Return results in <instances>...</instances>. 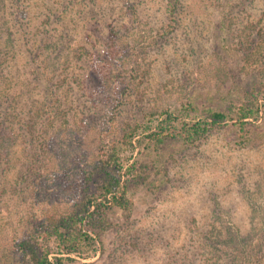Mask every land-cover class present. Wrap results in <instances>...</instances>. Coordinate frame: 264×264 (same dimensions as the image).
<instances>
[{
    "label": "rangeland",
    "instance_id": "rangeland-1",
    "mask_svg": "<svg viewBox=\"0 0 264 264\" xmlns=\"http://www.w3.org/2000/svg\"><path fill=\"white\" fill-rule=\"evenodd\" d=\"M21 3L24 12L28 8L24 18L11 22L9 16L18 47L27 56L25 44L46 39L48 45L40 50L46 49L50 59L47 71L55 69L71 88L75 83L78 93L59 89L58 110L51 111L55 123L39 122L50 144L47 150L39 138H24L21 128L13 135L20 158L7 159L8 181L15 182L27 150L40 148V160L38 175L16 189L6 184L5 195H13L3 204L18 207L17 218L23 219H14L5 232L0 220V256L8 248L10 264H20L9 249L14 226L15 239L34 229L37 240L48 241L57 255L48 219L79 210L89 182L97 178L90 165L93 154L100 148L108 151L125 128L136 125L140 131L133 138L134 150L123 152L125 166L134 163L133 206L107 210L93 229L92 245L63 264H202L205 248L199 241L205 226L250 229L243 242L251 239L252 249L246 251H256L254 242L264 227V0H181L187 8L178 12L174 26L167 0ZM50 5L64 15L62 21L61 14L57 19L50 15ZM63 24L67 31L57 28ZM61 37L69 45L65 54L75 56L59 66L54 61L58 51L48 39ZM17 56L15 68L23 80L31 56ZM34 92L40 104L42 88ZM253 95L262 104L260 117L241 124L239 106ZM26 101L30 99L20 103ZM165 112L171 116L169 124ZM213 112L227 117L191 141L183 131L185 123L211 124ZM58 130L64 141L57 134L49 138ZM161 130V141L148 138L151 131Z\"/></svg>",
    "mask_w": 264,
    "mask_h": 264
},
{
    "label": "trees",
    "instance_id": "trees-1",
    "mask_svg": "<svg viewBox=\"0 0 264 264\" xmlns=\"http://www.w3.org/2000/svg\"><path fill=\"white\" fill-rule=\"evenodd\" d=\"M166 5L174 26L178 12L184 10L185 6L187 8V5L182 4L181 0H167ZM21 6V0H13L12 3L10 0H0V220L4 221L5 224L3 232H5L7 226L13 224L12 222L23 219V217L17 218L21 214L18 207L13 210V206L3 204V202L7 201L6 199L12 198L11 196L13 195L11 194L9 197L5 195L7 191L6 184L9 183L12 189H16L20 183L28 181L29 176L38 175L36 174L38 171V166L36 165H38L40 160L37 156L40 148L31 147L32 151L27 150V157L22 158L24 161L22 166L17 169L18 177H16L15 182L8 181L5 170L7 159L14 160V156L20 158L16 147V139L13 138V135H17L23 129L24 138L26 137L28 140L30 138H39V141L43 142V149L47 150L50 144L45 141L47 139L46 134L43 136L41 131H39V122L44 120L45 125L55 123L56 114L54 115V113L58 108L57 105L54 106V103H56L55 96H57L59 89H62V91L67 89L68 93L72 92L71 95L78 93L76 90L73 91V88L77 87L75 83L72 84L71 88L69 84L64 83L67 80L60 78V74H55V69L50 72L52 75L47 71V64L50 59L44 54L46 49L40 50L42 46L48 45L46 39H40L36 44H31L30 41V44H25L26 51L31 56L27 60L31 61L32 66L29 67L27 64L28 66L25 67L26 70L24 72L26 74L24 77L26 78L21 80L23 73H21L22 71L19 72L18 67L15 68L14 60L17 55V57H23V55L28 57V55L26 56L24 50L22 51L18 47L19 44L16 40L19 37L10 30L11 27L9 25L10 15H12L11 22H13L22 20L27 14L28 8L24 12ZM50 7V15L54 13L57 16L55 19H57L61 13H56L51 5ZM60 16L59 20L62 21L64 15L61 14ZM59 20H55V23H60ZM59 27L62 28V31H67L68 24L60 25L57 28ZM26 34L28 35V32ZM48 40L49 45L54 44L55 50L58 51L54 61H60L61 64L59 66L66 61H71L69 56H75V52L65 54L64 47L69 48V45L64 38L61 37L60 42ZM42 41L45 42L41 44ZM65 56L66 58H64ZM24 66H26L25 62ZM38 88H42L43 91V95H39L43 97V101L40 104L35 99L34 92ZM25 97L29 98L30 101H26L22 105L20 101ZM54 109L55 112L52 113L51 111ZM261 111L262 104L259 102L257 95H253L240 104L238 121L241 124H245L248 121L246 119L258 120ZM165 113L167 118L164 121L169 124L171 116L168 112ZM226 117L227 115L223 112H213L211 124L200 120L191 124L185 123L183 131L187 133L191 141H194L204 135L209 130L210 125H219ZM139 131V125L125 128L120 135L118 143L110 146L108 151L100 148L98 153L93 154L94 160L93 158L90 159V165L93 167L92 171H95L97 178L91 181L89 179L90 188L82 201L77 204V206H80L79 210L76 207L67 209L58 218L52 217L48 219L52 225L51 236L54 237L59 250L57 255L52 252L48 241L40 242L37 240V236L33 232L34 229H28L22 234L23 236L18 234L15 239V226L12 228L9 234L12 238L9 249L12 248L17 253L20 264H63L67 260H72V255L80 254L85 245L91 246L92 242L95 241L92 233L95 232L93 230L95 225L103 222L101 215H104L107 210L112 208L131 209L133 202L129 195V190L133 183L131 171L134 163L126 167V163L123 161V152L134 150L133 138ZM51 133L49 138L54 139L55 134H57L56 137L60 135V130L58 132L52 131ZM162 133H164V130L159 132L151 131L148 134V138L151 141H161L162 137H164ZM63 135L64 137L66 136L65 134ZM59 137L61 141H64L61 135ZM7 140H9L8 144ZM70 145L75 147V142L70 140ZM92 178L93 175L91 176ZM12 210L13 214L9 216ZM14 219L17 220L14 221ZM229 230L231 231V229ZM230 231L222 227H203L199 241L202 251L205 248L202 264H264V227L260 232L258 231L259 234L256 233L258 239L254 244L257 247L259 246V248L256 250L255 247L256 251H252L250 254L246 250L252 249L251 245H253V242L250 243L251 239L246 243L243 241L248 238V233H251L252 230L248 229L246 233L242 231L241 227H238L234 232ZM239 242L240 244H245L246 248L245 245H240ZM2 253L4 255L0 256V264H10L11 256H8V248L4 249ZM52 254H54L53 258L51 257Z\"/></svg>",
    "mask_w": 264,
    "mask_h": 264
}]
</instances>
